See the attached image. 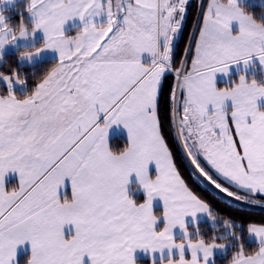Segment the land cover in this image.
Masks as SVG:
<instances>
[{
	"label": "snow or ice",
	"instance_id": "6c2138e0",
	"mask_svg": "<svg viewBox=\"0 0 264 264\" xmlns=\"http://www.w3.org/2000/svg\"><path fill=\"white\" fill-rule=\"evenodd\" d=\"M2 3L0 264H16L25 242L27 264H138L137 250L149 264H264V223L221 219L193 191L160 110L172 75L170 135L193 179L229 206L261 203L249 199L264 197V11H251L255 0H209L179 67L175 41L189 0H27L23 11L17 0ZM76 20L81 26L66 31ZM114 128L127 133L118 150ZM9 172L18 186L6 187ZM66 178L73 197L61 200Z\"/></svg>",
	"mask_w": 264,
	"mask_h": 264
},
{
	"label": "trees",
	"instance_id": "16d2710c",
	"mask_svg": "<svg viewBox=\"0 0 264 264\" xmlns=\"http://www.w3.org/2000/svg\"><path fill=\"white\" fill-rule=\"evenodd\" d=\"M27 0H21L17 3V9L19 11H23ZM200 0H189L188 9H187V17L189 21H194L196 19V16L198 14V7H199ZM251 11H253L255 14L259 15L264 9H262L259 6H253L251 8ZM6 15L10 16L12 18L13 23L19 22V15L16 10H6ZM27 13H25V16ZM189 27V24H188ZM188 29V28H187ZM188 30L184 31V37L182 38L180 42V47L182 49L176 50L177 58H181L184 56V51L186 48L187 43H185V39L187 38ZM182 51V52H181ZM175 54V58H176ZM46 61H52V60H46ZM178 63V62H177ZM181 63V62H179ZM176 64V62H175ZM9 65L11 67L16 66V62L14 58H9ZM50 67V65H43L40 67H37L35 71L37 74H42L43 71ZM8 67H0V71H8ZM21 71L28 73L30 71L29 67H24L21 69ZM34 83V81H31ZM175 84V80L172 75H168L166 77L162 94L160 98V110H161V118H162V124L165 131V135L169 139V145L171 150L173 151V155L175 158V161L177 163V167L179 168L181 175L184 177L186 182L189 184V186L195 191L198 195L201 196V198L208 201L212 207L216 210V212L219 214V218L221 219H233V220H241L245 223H264V209H258L255 207H247V206H239L235 204H232L231 206L228 205L226 202L227 198L223 197V194H217V190H214L213 188L209 187L208 185L204 184L200 181H195L191 175L193 171V167L191 166V163L188 161L186 155L184 154V150L182 146L178 142H174L171 138L170 132H171V125L169 122V96L171 95L172 88ZM127 142V139L121 136L114 137L111 140V145L114 149H119L124 146V144ZM262 201H264V197L262 196H254ZM239 207L240 210H237ZM202 229L204 230L206 235L211 234V230L208 227L207 223H204L201 225ZM251 247H254L251 246ZM250 247V250H251ZM221 258V257H218ZM29 259L28 255L22 256L19 258L18 264H27V261ZM230 259V256L228 257ZM144 263L143 261H141ZM218 264H227V260H218Z\"/></svg>",
	"mask_w": 264,
	"mask_h": 264
},
{
	"label": "crops",
	"instance_id": "0c3cea01",
	"mask_svg": "<svg viewBox=\"0 0 264 264\" xmlns=\"http://www.w3.org/2000/svg\"><path fill=\"white\" fill-rule=\"evenodd\" d=\"M21 1V0H17V3ZM0 7H5L4 4L2 3V0H0ZM6 15V13H5ZM80 22L78 20L73 21V22H69L68 25H66V31L72 32L74 33L76 27H79ZM55 53H48L45 57L46 60H54L55 59ZM235 70L233 71V76H235ZM228 78L221 75H218V82L222 85L224 82H226ZM117 136H121L127 139V133L125 130H123L122 128L120 130L117 129H113L112 133L110 134V144H111V140L114 137ZM150 171L152 172V174H155V165H150ZM137 181L135 176L132 177V185H130V189L132 187H134L136 185ZM5 184L7 188H11L13 186H18L19 184V174L18 173H14V172H9V174L6 176L5 179ZM59 192V196L60 199L63 200L65 198L67 199H72L73 197V193H72V187H71V180L70 178H66L65 180V184L63 186H61L58 190ZM134 196H136L138 199H142L143 198V192L142 191H136L133 193ZM154 208L159 211L162 208V202L159 201L158 199L156 201H154ZM65 235L66 237H69L70 235H73L75 232V228L72 225H67L65 226ZM28 255L29 258L31 256V243L30 242H25V244L18 246L17 248V261L16 264H18L19 258L22 256ZM219 257V255H218ZM136 258L138 261V264H149L150 261V254L146 253L142 250H137L136 253ZM141 261H143L144 263H142ZM85 264H91L90 260L85 257Z\"/></svg>",
	"mask_w": 264,
	"mask_h": 264
},
{
	"label": "rangeland",
	"instance_id": "374dc122",
	"mask_svg": "<svg viewBox=\"0 0 264 264\" xmlns=\"http://www.w3.org/2000/svg\"><path fill=\"white\" fill-rule=\"evenodd\" d=\"M208 2H209V0H200L199 7H198V14H197L196 19L194 21L190 22L188 17H187V14H186V18H185V20L183 22L182 32H181L179 38L175 41L174 60L176 62V64H175L176 67H179V65H180L179 62H181L184 59V56L181 57V58H177V54L179 52L176 54V52H177L176 50H179V48H180V50L182 49V47H180V42H181L182 38L184 37V31L188 30V35H187V38L185 39V43H187L190 38H194L196 35H198V32L195 31V29H198L200 24H201V22H202V15H203V12L206 10V6H207ZM253 6H259L260 7V0H255V3L253 4ZM187 9H188V6H187ZM188 24H189V27H188ZM175 54H176V58H175ZM189 63H190V61H189ZM204 184H206L209 187L213 188L212 186H210L207 183H204ZM249 199L250 200L251 199L260 200V199H258L256 197H249ZM260 201H261V203L258 204V205H252L250 203L239 204V202H235V201L234 202H235V204H237L239 206H247V207H255V208H258V209H264V201H262V200H260Z\"/></svg>",
	"mask_w": 264,
	"mask_h": 264
}]
</instances>
